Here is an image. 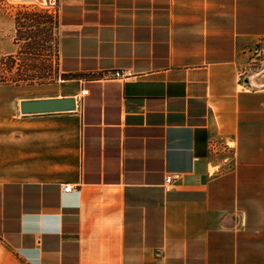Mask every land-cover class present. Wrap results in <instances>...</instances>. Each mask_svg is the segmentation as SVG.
<instances>
[{"label": "crops", "instance_id": "obj_1", "mask_svg": "<svg viewBox=\"0 0 264 264\" xmlns=\"http://www.w3.org/2000/svg\"><path fill=\"white\" fill-rule=\"evenodd\" d=\"M57 19L60 92L31 98L76 108L0 115V264H264V0Z\"/></svg>", "mask_w": 264, "mask_h": 264}, {"label": "rangeland", "instance_id": "obj_2", "mask_svg": "<svg viewBox=\"0 0 264 264\" xmlns=\"http://www.w3.org/2000/svg\"><path fill=\"white\" fill-rule=\"evenodd\" d=\"M19 19V22H17ZM58 19L54 6L21 4L18 0H0V58L22 55L13 66L15 74L23 72L28 82L0 84V115H21L18 99L59 93L62 84L58 69ZM253 68H264V41L252 48Z\"/></svg>", "mask_w": 264, "mask_h": 264}, {"label": "water", "instance_id": "obj_3", "mask_svg": "<svg viewBox=\"0 0 264 264\" xmlns=\"http://www.w3.org/2000/svg\"><path fill=\"white\" fill-rule=\"evenodd\" d=\"M75 108L74 97L26 98L19 103L22 114L65 112Z\"/></svg>", "mask_w": 264, "mask_h": 264}, {"label": "trees", "instance_id": "obj_4", "mask_svg": "<svg viewBox=\"0 0 264 264\" xmlns=\"http://www.w3.org/2000/svg\"><path fill=\"white\" fill-rule=\"evenodd\" d=\"M19 22V19H17ZM22 55L21 51L16 54H7L0 58V84H15L19 85L24 82H28L30 78L26 73L20 72L15 74L13 72V66L16 64L17 58Z\"/></svg>", "mask_w": 264, "mask_h": 264}, {"label": "built area", "instance_id": "obj_5", "mask_svg": "<svg viewBox=\"0 0 264 264\" xmlns=\"http://www.w3.org/2000/svg\"><path fill=\"white\" fill-rule=\"evenodd\" d=\"M19 3L21 4H34V5H39L41 7H52L54 6L57 11V5H58V0H18ZM114 77H131L134 74L131 72H124V71H114L113 72ZM88 94V89L82 88L80 90V95L83 97ZM173 181V175L167 174L165 176V184L164 188L166 190L170 189V185ZM62 190L63 192H71L73 190V186L70 183H64L62 184Z\"/></svg>", "mask_w": 264, "mask_h": 264}, {"label": "bare ground", "instance_id": "obj_6", "mask_svg": "<svg viewBox=\"0 0 264 264\" xmlns=\"http://www.w3.org/2000/svg\"><path fill=\"white\" fill-rule=\"evenodd\" d=\"M260 71H262V70H260ZM256 74V73H255ZM259 75V78H260V80L258 79V80H256V76L253 78V81L254 82H257V81H263L264 82V73H261V74H258ZM258 77V76H257ZM18 107H19V105H18Z\"/></svg>", "mask_w": 264, "mask_h": 264}]
</instances>
